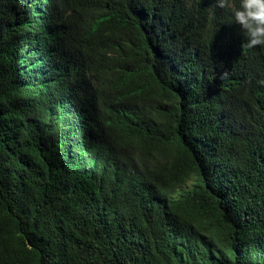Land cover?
Wrapping results in <instances>:
<instances>
[{
	"label": "trees",
	"instance_id": "16d2710c",
	"mask_svg": "<svg viewBox=\"0 0 264 264\" xmlns=\"http://www.w3.org/2000/svg\"><path fill=\"white\" fill-rule=\"evenodd\" d=\"M0 15L30 38L0 23V264H264V48L229 7Z\"/></svg>",
	"mask_w": 264,
	"mask_h": 264
},
{
	"label": "clouds",
	"instance_id": "9594fccd",
	"mask_svg": "<svg viewBox=\"0 0 264 264\" xmlns=\"http://www.w3.org/2000/svg\"><path fill=\"white\" fill-rule=\"evenodd\" d=\"M218 8L229 7L248 49L264 48V0H215Z\"/></svg>",
	"mask_w": 264,
	"mask_h": 264
},
{
	"label": "rangeland",
	"instance_id": "374dc122",
	"mask_svg": "<svg viewBox=\"0 0 264 264\" xmlns=\"http://www.w3.org/2000/svg\"><path fill=\"white\" fill-rule=\"evenodd\" d=\"M2 18L3 20L0 23H2L1 32L4 40L9 42L10 45L18 46L22 50H24L29 45L30 38L24 31L23 25L15 24L13 27H18V29L14 31L12 30L13 28H10L11 26H7V24L5 23L4 16H2Z\"/></svg>",
	"mask_w": 264,
	"mask_h": 264
}]
</instances>
